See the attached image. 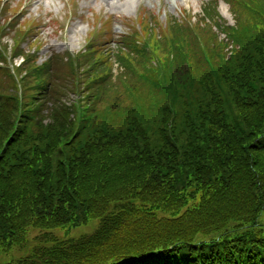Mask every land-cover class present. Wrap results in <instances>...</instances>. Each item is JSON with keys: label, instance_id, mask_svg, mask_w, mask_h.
Segmentation results:
<instances>
[{"label": "trees", "instance_id": "16d2710c", "mask_svg": "<svg viewBox=\"0 0 264 264\" xmlns=\"http://www.w3.org/2000/svg\"><path fill=\"white\" fill-rule=\"evenodd\" d=\"M229 1L233 25L205 8L219 32L142 21L115 53L89 47L77 104L56 94L61 79L75 90L68 61L15 46L20 96L0 69V257L50 231L0 264H264V0Z\"/></svg>", "mask_w": 264, "mask_h": 264}, {"label": "rangeland", "instance_id": "374dc122", "mask_svg": "<svg viewBox=\"0 0 264 264\" xmlns=\"http://www.w3.org/2000/svg\"><path fill=\"white\" fill-rule=\"evenodd\" d=\"M18 1H21L23 10L29 12V14H25V16H29L31 19L40 17L42 18L41 20H44L41 23H48L42 30V40L44 44L39 50L40 56L37 60L38 62L51 52H61L64 51L65 48H70L72 51L82 48L89 35V31L92 28L97 29L99 27V23L95 20L96 15L104 17L110 16L111 23L113 24L110 32V36L112 37H116L120 33L127 31L128 25L131 23L130 18L136 17L141 8H143V11L146 13L157 15L156 19L160 18L162 20L168 15H170L171 18L174 15L176 18L182 19V13L185 9L186 12L193 16V18H189L191 21H194L195 17L197 19L199 15L200 18H205L208 24L212 25L214 23L213 17L208 16L203 10V4L208 0H135L128 6L122 5V0H114V3L109 4L103 0H31L29 5H26L28 0H9L8 3H10V5H15ZM217 9L227 24H234L235 17L233 13L230 12V7H228L227 2L218 0ZM53 19L55 21L51 27L49 21ZM55 25L60 29L54 30ZM214 29L216 30V27H214ZM222 36L223 35H221V37ZM9 37L10 36L7 35L3 39L11 42ZM24 44L25 43L22 45ZM11 46L12 45H8V48L10 49ZM109 46L111 49H114V42H111ZM113 52L115 53L116 51L113 50ZM61 55L62 54H55V57L65 61V58H62ZM19 58L21 57H18V60ZM53 61H55L54 58ZM65 68L63 64L55 65L54 67L55 72L62 76L67 75ZM112 72L116 73V65H113ZM63 80L64 79H61L57 84L56 94L59 96L60 101L67 99L69 103L70 100L76 98L75 96L79 94V91L75 92L74 90L73 92L68 90V88H64ZM67 81L70 83L71 80L67 78ZM118 88L120 87L118 86ZM49 100L52 99L49 97ZM52 103L53 101H49L47 105H51ZM54 103L59 104L55 100ZM95 222L96 220L86 225L62 227L53 231L56 235L62 237L77 236L92 231L96 227ZM49 231L50 230L30 228L28 230L29 243L22 247L15 246L10 252L2 254L0 260L11 261L19 256L26 255L31 251L32 244L37 241L36 238L43 237V235Z\"/></svg>", "mask_w": 264, "mask_h": 264}, {"label": "bare ground", "instance_id": "6f19581e", "mask_svg": "<svg viewBox=\"0 0 264 264\" xmlns=\"http://www.w3.org/2000/svg\"><path fill=\"white\" fill-rule=\"evenodd\" d=\"M104 2H106V3H112V0H103ZM133 0H124L123 2H122V5H125V6H128L131 2H132Z\"/></svg>", "mask_w": 264, "mask_h": 264}]
</instances>
